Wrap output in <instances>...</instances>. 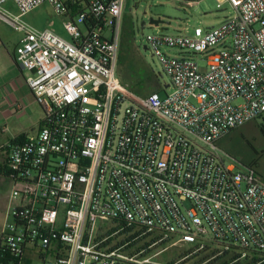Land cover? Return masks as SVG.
I'll return each instance as SVG.
<instances>
[{
    "label": "built area",
    "instance_id": "built-area-1",
    "mask_svg": "<svg viewBox=\"0 0 264 264\" xmlns=\"http://www.w3.org/2000/svg\"><path fill=\"white\" fill-rule=\"evenodd\" d=\"M69 1L0 0L44 112L37 132L0 147V264H208L230 251L228 264H263L264 182L217 143L264 117V0H228L231 15L191 34L148 35L173 91L147 96L118 71L126 0H82L75 16ZM8 2L19 15L1 12ZM46 3L69 38L22 21ZM173 247L179 260H159Z\"/></svg>",
    "mask_w": 264,
    "mask_h": 264
},
{
    "label": "rangeland",
    "instance_id": "rangeland-1",
    "mask_svg": "<svg viewBox=\"0 0 264 264\" xmlns=\"http://www.w3.org/2000/svg\"><path fill=\"white\" fill-rule=\"evenodd\" d=\"M1 12L9 14L11 17L20 14V11L13 2L4 4ZM232 13L233 8L228 0H126L124 12L125 25L123 24V29L127 28L133 31L128 52V62L129 64L132 63V66L140 68L139 70L143 72L142 74H151L157 79L155 84L146 85L141 92L137 93L147 96L157 89L161 95L173 91L168 87L169 79L163 73L158 60L152 58L151 52L145 48L146 37L148 35L156 33L159 30L170 34H191L196 27L208 28L216 26L221 19ZM150 18L162 19L163 23L159 26L151 25ZM64 20V16L57 14L54 7L48 3L22 17L24 23L38 30L50 29L65 38H69L62 25ZM23 37L24 33L22 31L17 30L11 23L0 17V74L3 76L8 69L11 72L7 76L9 81L11 77L14 78V73L18 76L23 73L27 74V72H24L20 68L19 64H15L10 60L11 55L14 54L16 47L21 43ZM168 52L173 56H182L181 51L178 49H172ZM193 57L196 60L202 58L195 55ZM200 66L202 71H205L206 68L203 61L200 62ZM122 67L119 61V75ZM19 89L20 93H25L26 88L22 90L19 87ZM30 99L33 100L32 97ZM35 107L37 108L36 104L28 110H23L24 112L22 113L19 110L15 112L14 117L8 122H0V145L8 143L18 134L19 128L20 130L31 128L34 123ZM263 123L264 117L256 119L232 131L229 135L218 141L217 146L229 162L235 163L241 168H253L264 182ZM5 127L9 129L7 132L3 131ZM30 133L32 134L33 132L31 131ZM4 160V156L0 153V231L7 220V208L11 193V182L4 176H1ZM216 247V245L212 246V248ZM185 251V249L170 248L159 260L163 262L166 260H179V257L184 255ZM205 255L207 254H202V256ZM194 262V260H191L186 264H193Z\"/></svg>",
    "mask_w": 264,
    "mask_h": 264
},
{
    "label": "crops",
    "instance_id": "crops-1",
    "mask_svg": "<svg viewBox=\"0 0 264 264\" xmlns=\"http://www.w3.org/2000/svg\"><path fill=\"white\" fill-rule=\"evenodd\" d=\"M124 12H125V10H124ZM222 20L223 19H221L218 22V24ZM123 24H124V17H123L122 25H121V33H122V29H123ZM120 51H121V49H120ZM13 56H14V54L11 55L10 60H12L15 64H18L15 61ZM7 67H9V66L7 65ZM10 73L11 72H9L7 69L6 73L3 76L0 74V81H1V84H0V122H2V121L8 122L9 120H11L14 117L15 112H17V110L15 108L17 104H18V107L21 108L20 109L21 113L24 112L26 109L28 110L31 106H34L36 104L37 108L35 107V113L33 116L34 117V123L31 126V128H29L31 130H29V129L20 130V128H19L18 134H16L14 137L19 136V135L24 134V133H30L31 131L33 133H35L39 130V125H40V122H41V120L43 118V114H44L43 109H42V107H40L36 103L33 94L31 93L30 89L26 85L25 80H24L25 74L23 73V74H21L22 76L21 75L18 76L16 73H14V75H15L14 78L11 77V79L9 81L8 80L9 78L7 76ZM19 87L22 90L26 88L25 93L24 92L20 93ZM31 97L33 98V100L30 99ZM5 128H3V130ZM1 146L2 145H0V147ZM1 176H3L2 173H1Z\"/></svg>",
    "mask_w": 264,
    "mask_h": 264
},
{
    "label": "trees",
    "instance_id": "trees-1",
    "mask_svg": "<svg viewBox=\"0 0 264 264\" xmlns=\"http://www.w3.org/2000/svg\"><path fill=\"white\" fill-rule=\"evenodd\" d=\"M68 5L71 9L72 16L77 15L80 11L85 9L84 1L82 0H74V2L69 1ZM132 32L133 31H131V29H127V28L125 30L123 29V39L121 44V55H120V65L123 67L122 69H120V77L122 81L124 83L129 84L132 87V89H134V91L141 92L144 86L155 84L157 82V79L151 74H142L143 72L139 70L140 68L138 67L136 68L132 66V63L129 64L128 52L132 41L131 40ZM156 91H158V89ZM262 130L264 132V123L262 124ZM1 173L5 174L4 169H1ZM236 257H237V253L234 251H230V252H226L222 257H219L209 262L208 264H228ZM208 258L209 255L199 259L197 263L206 261ZM256 261H257V257L251 259L247 263L238 262L236 264H253Z\"/></svg>",
    "mask_w": 264,
    "mask_h": 264
},
{
    "label": "water",
    "instance_id": "water-1",
    "mask_svg": "<svg viewBox=\"0 0 264 264\" xmlns=\"http://www.w3.org/2000/svg\"><path fill=\"white\" fill-rule=\"evenodd\" d=\"M163 23V20L162 19H154V18H150V24L151 25H154V26H159L160 24ZM21 69L23 70V67L20 66ZM33 72H35V70H33Z\"/></svg>",
    "mask_w": 264,
    "mask_h": 264
}]
</instances>
